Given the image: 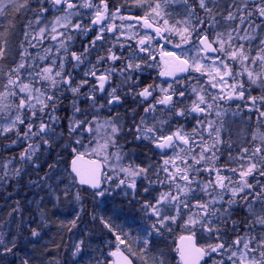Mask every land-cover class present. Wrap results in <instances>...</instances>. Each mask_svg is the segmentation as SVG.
<instances>
[{"label":"snow or ice","instance_id":"obj_1","mask_svg":"<svg viewBox=\"0 0 264 264\" xmlns=\"http://www.w3.org/2000/svg\"><path fill=\"white\" fill-rule=\"evenodd\" d=\"M129 2L144 14L123 15L122 10ZM79 8L94 10L90 24H84L82 20L72 23V17L80 15ZM113 8L110 10L108 0H99V4L92 0H0V140H9L5 148L26 144L19 154L18 166L11 167L16 156L0 163V182L18 180L29 165L38 172L41 155L59 146L61 153L71 156L70 163L58 154L56 164L48 165L49 170L64 162L65 173L70 178L69 187L77 183L86 185L93 190V198L110 195L114 182L115 188L124 191L126 196L130 190L132 198L136 199L140 182V194L147 198L139 199L137 203L139 210L151 221L136 236L143 264H147L153 242L166 239L165 233L170 234L172 225L178 220H182L181 226L187 232L180 237L182 243L176 249L180 264H264V0H122ZM52 9H59L64 14L54 17L49 30L45 14ZM21 13L22 27L15 20ZM117 19L136 21L127 27L134 29L138 25L151 29L167 43H173L175 37L174 49L187 46L188 52H194V55L161 48L162 57L168 59L164 61L166 70L160 75L176 77L178 72L189 73L183 80L195 79L196 86L174 79L177 86L160 88L163 93L160 97L154 95L156 88L152 84L135 90L140 80L134 73L152 68L151 62L156 59L150 49L153 36L148 34L138 40V50L134 49L128 57L123 51L118 56L108 48L106 55H98L93 62L89 57L97 49L98 42L103 46L106 33L120 31L123 34L124 25L118 27ZM41 23H45L44 27H39L41 37L49 31L57 33L58 27L66 29V33H59L64 38L55 54L51 49H45L44 55H33L29 51L35 48L32 40L37 38L30 30L34 31L33 25ZM91 32L96 35L81 52L71 51L76 36H87ZM51 39L56 40L57 36L52 35ZM139 53L145 55L139 56ZM138 56L141 62L134 63ZM121 59L126 60L119 68L122 79L113 86L111 78L117 69L106 68L101 72L99 66L105 61ZM45 61L48 63L44 64ZM85 63L89 67L76 81L68 66L74 70ZM193 72L207 78L206 86L201 85L200 77L191 76ZM89 77L95 83H91ZM86 86L90 91L82 92ZM125 87L128 91H123ZM209 88L218 91L210 93ZM253 89H258L260 94L252 95ZM97 91L105 94V103H99L95 96ZM65 92L91 100L97 111L105 106L111 110L115 105H122L129 95L133 102L139 100L138 107L145 103L148 106L143 108L145 115L139 116V122L136 120L137 108L133 107L127 110L130 125L126 126L119 114L101 124L96 117L89 120L84 114L86 110H82L74 99L71 105L73 117L69 118L65 137L64 131H57L60 117L56 115ZM192 96L195 99H191ZM185 99H191L190 106L184 104ZM236 100L244 102L249 112L255 113L257 122L250 138L244 142L232 139L234 118L240 116V104L236 105L235 111L231 109ZM158 105L164 106L160 111L167 110V119L155 115ZM77 113L83 118L76 119ZM149 113L153 114L151 125ZM213 114L215 118L209 119ZM189 117L195 121L190 130L185 124H177L172 130V120L183 118L187 122ZM251 119L249 115L248 120ZM93 123H96L97 133L105 131V137L102 145L89 149L84 145L83 134L93 132ZM166 125L169 126L167 132ZM126 135L132 139H125V143L147 141L154 146L149 152H158L161 160L156 161L144 153L142 164L120 163L128 155L123 152L124 144L119 143ZM61 140L65 142L59 144ZM42 146H45L44 153L40 151ZM81 148L85 150L81 151ZM109 148L115 151L109 152ZM101 153L102 160L92 161L88 167L82 166L86 155L99 157ZM106 166L111 175L104 171ZM50 178L45 173L41 182L46 183ZM29 183L35 185L37 181L29 180ZM104 184L110 187L104 188ZM64 196H69L67 188ZM72 199L80 205L75 218L69 221L71 228H76L84 211V198L78 190L72 194ZM18 205L17 201L13 212L20 211ZM241 211L243 217L238 215ZM92 218L95 220L96 216ZM100 219L115 235V250L108 254L113 258L111 264H133L130 257L136 253L128 243L131 232H125L123 226H117V232L103 217ZM197 233L208 243L199 245ZM230 233H235L234 238H228ZM31 235L39 237L40 233L33 229ZM83 245L84 241L80 240L71 251L74 264H81V261L90 264L85 259ZM16 246L15 238L8 247L4 237L0 236L4 254L13 253ZM22 264H28V260L24 259ZM96 264L101 261L97 260ZM153 264H167L163 249L157 250Z\"/></svg>","mask_w":264,"mask_h":264},{"label":"trees","instance_id":"obj_2","mask_svg":"<svg viewBox=\"0 0 264 264\" xmlns=\"http://www.w3.org/2000/svg\"><path fill=\"white\" fill-rule=\"evenodd\" d=\"M15 13H12V15ZM8 63V58L5 60V64ZM66 93H64L65 95ZM66 97V95H65ZM66 100H62V104L58 109L56 115L60 117L59 126L57 131H64L65 137H67V127L69 123L68 117V106ZM23 130V128H21ZM129 141H131V136H128ZM14 138V137H13ZM65 142L64 140L59 141V144ZM9 140L7 138L0 140V163L6 161L7 159L16 156L17 160L13 162L11 167L19 165V154L26 147V144L14 145L11 148H5L4 145L8 144ZM30 143V141H29ZM119 143L123 144L122 138ZM135 142L130 144L134 145ZM134 147V146H133ZM45 146L41 147V153H44ZM136 149H130L129 151H124L128 153V157L133 160H139L140 163L144 161L142 154L146 153V150L135 147ZM115 149L109 148V152H114ZM149 152V150H147ZM130 152L131 155H130ZM135 153V154H133ZM58 154H61L63 161L69 162L71 156L67 153H61V148L57 146L48 153L41 155L40 163L41 167L38 172L34 171L32 166H28L26 173L23 174L18 180L13 178L8 182H0V236H3L5 243L8 247H11V243L15 238L16 248L13 249V253L4 254L2 248H0V264H22L24 259L28 260V264H46L48 262H54V264H74L71 259V251L73 250V242L77 235H82V226L86 225L91 228L90 233L93 239L98 242L102 241L104 247L109 246L115 250V235L105 228L104 224L101 222L100 217H103L105 221L110 223L116 231H119L117 226H123L125 232H131V236L128 238V243L131 244L132 251L136 253L137 256H131L133 260H141L140 253L138 251V245L136 243V236L142 231L140 223L143 220L144 213L141 212L139 203H134L130 209L125 204L123 198L117 197V193L121 189L115 188V183H111L112 192L110 195H106L105 198L109 201L105 204L103 208L99 206L101 197L93 198L91 195L92 190L88 187L80 186L74 184V190H69V182L56 180L53 181L52 196L50 198H35V194L41 189V179L45 177V173L50 176L52 170L48 168L49 164H56L58 159ZM125 156V158L127 157ZM70 163V162H69ZM65 165L64 162L59 163L57 166ZM56 166V167H57ZM105 172L111 175L108 167L104 168ZM68 177V176H67ZM68 179H70L68 177ZM29 180L37 181L35 185L30 184ZM104 188H109V184H104ZM67 188L69 196L66 198L64 196V191ZM81 192L83 199L84 211L81 212V219L77 222L76 228H71L69 221L75 218L76 212L79 211L80 205L77 204L72 199V194L76 191ZM59 197V199H57ZM32 199L31 206L27 205V201ZM46 200V211L48 214L55 219H57V224L63 228L64 234L57 235L55 230L53 233L48 230V221L46 222V217L44 208L37 205L36 202H42ZM17 201L19 202V212H13L12 209L17 207ZM11 213V215H9ZM47 213V212H46ZM96 219L93 220V216ZM71 228V231L69 229ZM36 229L39 233V237H33L31 231ZM175 232V227L172 225V232L165 233L166 239L155 240L153 242V250L149 252L147 257V264H153V257L157 255L158 249H163L164 253L167 254L168 251L173 249L175 244V239L177 234ZM52 236L55 238L54 241L57 242L54 246L58 249L55 250L58 254L56 256L50 253L49 250L53 242L50 241ZM59 246V247H58ZM50 247V248H49ZM103 247V248H104ZM124 248L123 245L120 246ZM127 253V250H125ZM38 261V262H37ZM142 261V260H141ZM108 262V261H107ZM107 262L103 264H107ZM143 262V261H142Z\"/></svg>","mask_w":264,"mask_h":264},{"label":"flooded vegetation","instance_id":"obj_3","mask_svg":"<svg viewBox=\"0 0 264 264\" xmlns=\"http://www.w3.org/2000/svg\"><path fill=\"white\" fill-rule=\"evenodd\" d=\"M75 2V0H74ZM93 3H97L99 4V0H92ZM122 0H108L109 3V8L110 10H114L113 5H118L119 3H121ZM80 15L78 16H73L72 17V23L75 24L77 21L82 20V22L84 24H90V17L91 15H93L94 10H89V9H84V8H79L78 9ZM64 13L62 11H60L59 9H52L50 12L46 13V17H48V19H54L55 16L57 15H63ZM122 14L123 15H138V16H142L143 10L138 9L134 6L131 5V3L129 2V4H127L125 6V9L122 10ZM110 23L112 21H109ZM173 22L170 20V23ZM123 23L124 27L122 29L123 34H121L120 31H117L115 33H106V39L103 43V46H100V43L98 42L97 45V49L94 50L91 55H90V59H92L93 62H95V59L98 55H106V50L108 48H112V51L115 52L116 55H120V52L123 51L124 52V56L128 57L134 49L138 50V40L140 38H142L143 36H145V34L148 35H152L153 36V41L151 43L150 49L153 51V54L155 55L156 59L155 61H152L151 63H153V67L152 68H148L145 69L143 72H137L134 73L135 76L139 77L140 83L139 85L136 87V91L141 90L143 87L147 86L148 84H152L155 86L156 91L154 93L155 96L160 97L163 95V93L160 92V88H168L169 85H172L173 87H176L177 85L174 84V79H180L182 83H190L193 86H196V80L193 79L191 81H184L183 77L188 76L189 73H177L176 77H173L171 75H165L162 76L160 75V73L162 71H165V65H164V61L167 60V57H162L161 55V48L164 49V51H176L178 53H185L187 52V54L190 55H194V52H188V48L187 46L182 47L181 49H174L173 48V44L177 42V39L175 37H173V43H167L166 40H161L159 37L155 36L154 33H152L151 29H143L141 27H139L138 25L134 28V29H129L127 27V25L129 23L131 24H136V21H123L121 22L120 20H115V24L119 27L121 24ZM98 30V29H97ZM60 32H65L66 33V29L62 28L60 29V31L56 34L57 39L53 40L51 39V36L47 37V42L49 45V48L52 50L53 54H55L56 49L59 47V42L60 40H62L64 37H61L59 35ZM133 33H135V35H133ZM96 35L95 32H91L89 35L87 36H82V35H78L76 36V39L73 41L72 43V47H71V51H76V52H81L84 48L85 45H87L89 43V41L91 39L94 38V36ZM123 45L124 47L121 48L120 46ZM129 45H131L132 47H129ZM145 53H139V56H144ZM60 56L63 57V53H60ZM138 58L133 61L134 63H140V59ZM126 63V60L121 59L118 60L116 62H112V61H105L103 64H101L100 67V71L103 72L104 69L106 68H112L115 67L117 69V73L115 75L112 76L111 78V84L113 86H115L116 84H118L120 82V80L122 79V77L119 75V68L121 67L122 64ZM89 67V65H87V63H85L84 65L80 66L79 68L76 69H71V66H68V70H71L73 72V75L76 77V81H79L81 79V77L83 76V72L84 70H86ZM100 74V73H98ZM191 76L193 77H200L199 73H191ZM90 80L91 83H95V81L93 80V78L89 77L88 78ZM201 80V85L206 86V77H200ZM231 83V82H230ZM82 92H89L90 89L89 87H85L81 90ZM123 91H128L127 87H125L123 89ZM208 91L210 93H215L218 91V89H208ZM225 91H227V89H225ZM65 95L62 97V100H66V104L68 106V117H73V109L71 107L72 105V101L74 99L77 100V104L78 106L82 109V110H86L84 114L87 115L89 120H93L94 117H96L97 120H101L102 118H110V117H114L117 114H119L121 120H123V122L125 123V125H130L131 124V119L129 118L130 113L127 111L130 108L136 107L137 108V117L136 120L137 122H139V116L141 115H145L143 112V108L147 107V103H145L142 106H137L139 104V100H137L136 102H133L132 97L129 95L125 100L124 103L122 105H115L113 107H111V110H109L108 106H105L104 108H98V111L93 109L92 107V101L89 99H86L84 96H79V97H74L73 94L71 92H65ZM252 95H259V90L258 89H253L251 92ZM247 95V93H246ZM95 96L98 98V101L100 104L105 103V100L107 99V97L105 96L104 93H101L99 91H97L95 93ZM175 99V97H174ZM191 99H195L194 96L191 97ZM191 99H185L184 100V104L185 105H189L191 104ZM65 104V105H66ZM240 104V116H237L235 119V123L232 125V139L234 141L237 142H244L246 141V139L250 138V133L251 131L256 127L257 122H256V117H255V113H250L248 108L244 106V102L236 100L234 102H232L231 104V109L233 111L236 110V105ZM164 106L158 105L157 106V111L155 113V115L157 117H159L160 119H167L168 118V113L167 110L165 109L163 112L160 111V109H162ZM153 114L149 113V120L148 123L149 125H151L153 123V120L151 119V116ZM249 115L252 116V119L249 121L248 117ZM76 119H81L83 118L81 113H77L75 116ZM214 114L212 116L209 117V119H214ZM195 121H193L191 119V117L188 118L187 122L184 121L183 118H177L171 121V127L172 130H175V127L177 124H185L186 129L190 130L192 124H194ZM168 125L165 126V132L168 131ZM125 139H129V137L126 135L125 137L122 138L123 144L126 147H131L130 149H136L135 147H138L141 149L146 150V153L150 156H153L154 160L156 161H160L161 160V156L159 155L158 152H148L147 150H149L150 147H154V146H150L148 144L147 141H144L143 143L140 142H135L134 145L129 144L127 145V143H125ZM211 141H209L210 143ZM134 146V147H133ZM234 148H236V145H233ZM238 151V149H236ZM126 153V152H125ZM132 152H130L131 155ZM171 154V153H169ZM142 157L144 158V154H142ZM91 158H95V157H91ZM166 158V157H165ZM224 157L221 158V162H223ZM144 162V161H143ZM111 163H114L113 161ZM120 163L127 165L129 163L132 164H142L139 162V160H133L131 159V157H126L124 158L122 161H120ZM128 195L126 197H124L125 200V204H127V206L129 207V209L135 205L134 203H137V200L139 199H144L147 197H143L140 193H141V189H140V182H138L137 185V197L136 199L132 198L131 195V191L128 190ZM239 216L243 217L244 213L243 211H241L239 214ZM142 224V222H141ZM175 227V232L177 234V237L175 239V244L173 246V249L170 252V255L168 258H165L167 261V264H179V258H178V253L176 252L177 249V245H178V240L180 239L181 236L187 235V232L182 228V220H178L176 224H173ZM173 232V233H175ZM235 233H230L229 234V239L234 238ZM197 243L199 245H204L206 243H208L207 239L203 236H201L200 233H197V237H196Z\"/></svg>","mask_w":264,"mask_h":264},{"label":"rangeland","instance_id":"obj_4","mask_svg":"<svg viewBox=\"0 0 264 264\" xmlns=\"http://www.w3.org/2000/svg\"><path fill=\"white\" fill-rule=\"evenodd\" d=\"M28 16L31 17L32 14L29 13ZM45 16H46V14H45ZM22 17H23V13H21L20 16H16L15 17L16 23L20 24ZM46 18H47L46 23H47V26L50 30L51 22L53 21V19L51 20V19H48V17H46ZM20 26L22 27L23 25L20 24ZM44 26H45V23H41L40 25L34 24L33 28L35 30L34 31L30 30L31 34L33 36L37 37L35 40H32V43L35 44V48L29 49V51L32 52L33 55H36L37 53H39L40 55H44V50L50 49L46 38L49 36H52V35H56L61 29V27H58L57 33H51L49 31V32H46L43 37H41L38 34L39 33V27H44ZM17 59H18V57H17ZM47 63H48L47 61L44 62V64H47ZM3 103H10V101H3ZM105 119H108V118H102L101 120H97V122L102 124ZM0 123H2V121H0ZM92 127H93L92 133L85 132L83 134L84 145L86 148H89V149L96 147L97 144L102 145L104 143V137H105V131L104 130H101L99 133L96 132V130H95L96 129V123H93ZM89 141H91V143ZM80 150L84 151L85 149L81 148ZM86 156L87 157H95V158L97 157L95 154L86 155ZM101 156L103 157V153H101L99 157H101ZM110 161H112V160H110ZM113 162L115 163L114 160H113ZM50 174H51L50 175L51 178L47 179L46 183L41 184L42 187L39 190V192L37 194H35V196H34L35 198H37V199H42L45 197L50 198L52 196L53 181H56V180L58 181L60 179H61L60 181H62V180L64 181V179H65V181L69 182V179L65 173V165L57 166L54 170H52V172ZM74 189H75V187L73 185H71L69 187V190H71V191ZM105 196L101 197V201L99 203V206L101 208H103L105 206V204L107 203V198H105ZM119 197H121L123 199H124V197H126V195L124 194V191L120 190ZM32 199L33 198H30L27 201L28 206H31ZM45 203H46V200H44L42 202V205H39L40 202H38V203L36 202V206L38 205L39 208L40 207L44 208L43 212L45 213L46 219H48V220H46V222L48 221L47 222L48 223V230L50 231V233L51 232L53 233V231L55 230V233H57V235H59V236L61 235V237H62L64 234V230H63L64 227L60 226V224L58 225L57 219L53 218L51 216V214H48L49 212L46 211L47 208H46ZM150 223H151V221H149L147 218H145L144 220H142V224L140 223L139 226H141V229H143L144 227H146ZM81 229H82V235H77V237H75V241L73 242V248L72 249H74V246L77 243H79L80 240H83L84 241L83 247L86 249L85 259H86V261H90V264H96L97 260L101 261V264L110 260L112 257H110L108 254L110 251H114V249L110 248L109 246L104 247L102 241L98 242L97 240L93 239V237L90 233L91 228H89V226L87 227L86 225H83ZM54 240H55V238L52 236L50 241L53 242V245L50 246L52 248L49 247L50 248L49 252L53 253L56 256V254H58V253L56 252L55 248L56 249H58V248L54 246L55 244H57V242ZM170 252H171V250L168 251L167 254H165V258L169 257ZM138 258L139 257L137 256L136 259H138ZM135 262H136V264H143V262L141 260H138ZM46 264H54V262L52 261V262H48ZM81 264H85V261H81Z\"/></svg>","mask_w":264,"mask_h":264},{"label":"water","instance_id":"obj_5","mask_svg":"<svg viewBox=\"0 0 264 264\" xmlns=\"http://www.w3.org/2000/svg\"><path fill=\"white\" fill-rule=\"evenodd\" d=\"M92 161H95V160H89L87 157H84V160L81 162V164H82V166H84V167H88L89 166V164H90V162H92ZM96 161H98V160H96ZM78 184V183H77ZM86 186V185H85ZM88 187V186H87ZM92 190V189H91ZM93 191V190H92ZM181 240L179 239L178 240V245L177 246H180L181 245ZM178 258H179V255H178ZM113 259V258H112ZM108 264H111V261L108 263ZM134 264V263H133ZM179 264H180V258H179Z\"/></svg>","mask_w":264,"mask_h":264},{"label":"bare ground","instance_id":"obj_6","mask_svg":"<svg viewBox=\"0 0 264 264\" xmlns=\"http://www.w3.org/2000/svg\"><path fill=\"white\" fill-rule=\"evenodd\" d=\"M63 143H64V142H63ZM63 143H62V144H63ZM129 144H130V143H127V145H129ZM130 148H131L130 146H129V147H127V146L125 147V146H124L123 150H124V151H129ZM102 159H103L102 156H101V157H96V158H89V160H95V161H96V160H102ZM112 161H113V160H112ZM112 161H110V163H111ZM116 194H117V197H118V196H119V193L116 192ZM109 200H110V198H109L107 201H109ZM145 218H147V217L143 216V220H144Z\"/></svg>","mask_w":264,"mask_h":264}]
</instances>
